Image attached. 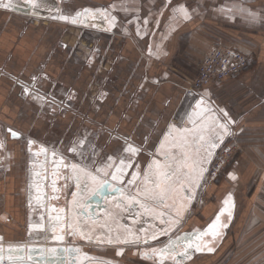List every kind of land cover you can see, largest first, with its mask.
<instances>
[{
  "label": "crops",
  "instance_id": "obj_1",
  "mask_svg": "<svg viewBox=\"0 0 264 264\" xmlns=\"http://www.w3.org/2000/svg\"><path fill=\"white\" fill-rule=\"evenodd\" d=\"M216 45L244 52L247 67L184 98ZM60 113L92 126L105 174L119 169L136 191L131 210L113 208V235L180 239L179 264H264V0H0V261L49 253L62 234L54 194L79 150L35 129ZM230 141L234 158L195 207Z\"/></svg>",
  "mask_w": 264,
  "mask_h": 264
},
{
  "label": "flooded vegetation",
  "instance_id": "obj_2",
  "mask_svg": "<svg viewBox=\"0 0 264 264\" xmlns=\"http://www.w3.org/2000/svg\"><path fill=\"white\" fill-rule=\"evenodd\" d=\"M62 108L65 109V106ZM116 137V134L111 135L113 140ZM98 139V134L90 137L82 132L77 137V143L70 148L72 151L79 150L76 157L78 162L72 158L71 164L64 168V181L58 188V197L57 193L54 194V199L61 204L55 215L62 234L54 240L51 251L45 254L40 251V246L33 249L27 247L24 252L22 249L18 252L14 250L10 260H30L38 264H79L84 259L131 264L124 260L126 257L147 264H179L182 261L185 250H181L175 242L161 247H145L143 243L135 246L111 233L115 225L111 215L113 208H132L131 204L125 207V201L126 197L132 199L136 196V191L132 190L129 179L121 182L119 169L105 174V167L99 159L101 150ZM64 229L67 235L63 233ZM19 246L20 243H10L5 247L17 249Z\"/></svg>",
  "mask_w": 264,
  "mask_h": 264
},
{
  "label": "built area",
  "instance_id": "obj_3",
  "mask_svg": "<svg viewBox=\"0 0 264 264\" xmlns=\"http://www.w3.org/2000/svg\"><path fill=\"white\" fill-rule=\"evenodd\" d=\"M248 65L247 55L230 46L216 45L209 50L200 64L197 74L190 80L189 85L184 90V98L188 100L197 99L203 87L211 83L229 79L242 72ZM20 86L23 84L17 82ZM238 146L235 142H224L215 152L199 181V186L193 204L200 205L207 199V189L215 182L219 174L234 158ZM3 248L9 249L11 247ZM5 251V250H4ZM7 252V251H6ZM10 254V253H9ZM11 255V254H10ZM11 256L7 255V259Z\"/></svg>",
  "mask_w": 264,
  "mask_h": 264
},
{
  "label": "rangeland",
  "instance_id": "obj_4",
  "mask_svg": "<svg viewBox=\"0 0 264 264\" xmlns=\"http://www.w3.org/2000/svg\"><path fill=\"white\" fill-rule=\"evenodd\" d=\"M23 108H25V109H22L20 112L27 111V114H29V117H31V120H33L34 114L32 112V108L29 107V105H24ZM15 111L17 113L19 110L17 109ZM60 111H62V110H60ZM19 114L20 113H18L17 115H19ZM60 114L61 115L58 114L57 117L53 116L55 118L53 119V117H52V119H51L52 121H48V119H47L48 115H44V118L41 119L42 123L40 124V122H39L40 125L35 127V129L37 128L38 134H40L42 132V134L45 135V137L51 139V140H49L50 143H54L57 145H63L65 147V149L67 150V149L71 148V146H74L75 143H77L76 142L77 137L82 133V131H85V130H82L83 127H85L86 131L89 130L90 137H92V135H94V134H97L92 129V126H89V127L85 126L84 121H82L83 118L78 117V119H80V121H79V120H74L75 117L71 113L70 114L60 113ZM34 131L36 132V130H34ZM32 132H33V130H32ZM78 144H80V143H78ZM221 174H222V172L219 174V176ZM219 176H218V178H219ZM193 205L195 207L197 206L196 204H193ZM43 239H45V237ZM0 255H1V251H0ZM124 260H127L131 264H147L145 262H142V261H139L136 259H131L130 257H126Z\"/></svg>",
  "mask_w": 264,
  "mask_h": 264
},
{
  "label": "water",
  "instance_id": "obj_5",
  "mask_svg": "<svg viewBox=\"0 0 264 264\" xmlns=\"http://www.w3.org/2000/svg\"><path fill=\"white\" fill-rule=\"evenodd\" d=\"M18 135L19 134L17 132H15L13 130L10 131V136L11 137H14V136L17 137ZM173 242H175L176 245H179L181 241H180V239H177V240H175ZM183 254H186V251H184ZM181 257H182L181 260L184 261L185 258L183 256H181ZM0 264H38V263H35L33 261H30V260H20L19 261V260H10L9 259L8 261L1 260ZM79 264H111V263H109L107 261H103V260H98V259H84Z\"/></svg>",
  "mask_w": 264,
  "mask_h": 264
}]
</instances>
